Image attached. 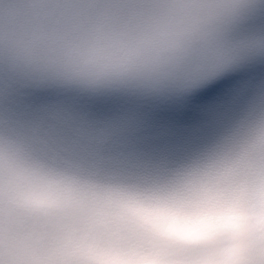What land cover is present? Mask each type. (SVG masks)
I'll use <instances>...</instances> for the list:
<instances>
[{"label":"clouds","instance_id":"obj_1","mask_svg":"<svg viewBox=\"0 0 264 264\" xmlns=\"http://www.w3.org/2000/svg\"><path fill=\"white\" fill-rule=\"evenodd\" d=\"M134 26L101 37L57 75L174 95L228 69L264 64V0H153ZM15 8L0 12L13 24ZM0 191L13 207L55 227L49 242L73 264H264V86L208 140L199 163L166 183L132 182L112 194L103 221L88 193L60 177L5 167ZM0 246L35 258L7 228Z\"/></svg>","mask_w":264,"mask_h":264},{"label":"snow or ice","instance_id":"obj_2","mask_svg":"<svg viewBox=\"0 0 264 264\" xmlns=\"http://www.w3.org/2000/svg\"><path fill=\"white\" fill-rule=\"evenodd\" d=\"M215 91V90H213ZM103 106V105H102ZM191 110H194L193 106L191 105H186L180 109H178L175 113V118H179L182 114L188 112V111H191Z\"/></svg>","mask_w":264,"mask_h":264}]
</instances>
